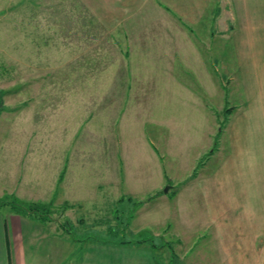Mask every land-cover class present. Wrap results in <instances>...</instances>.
Masks as SVG:
<instances>
[{"label": "rangeland", "instance_id": "rangeland-1", "mask_svg": "<svg viewBox=\"0 0 264 264\" xmlns=\"http://www.w3.org/2000/svg\"><path fill=\"white\" fill-rule=\"evenodd\" d=\"M126 4L0 0V202L47 205L90 264H222L216 230L202 242L186 225L209 201L198 183L248 164L247 136L231 137L248 79L212 23L200 55L156 60L162 17Z\"/></svg>", "mask_w": 264, "mask_h": 264}, {"label": "crops", "instance_id": "crops-1", "mask_svg": "<svg viewBox=\"0 0 264 264\" xmlns=\"http://www.w3.org/2000/svg\"><path fill=\"white\" fill-rule=\"evenodd\" d=\"M125 2L133 7L127 12L135 17L145 18L154 13L162 17L157 29L165 30L166 38L157 46L162 56L156 54V60L174 62L170 57L172 49L189 53L194 47L196 56L200 55L193 34L200 30L205 35L208 23L217 26L220 36L226 35L224 37L234 42L231 54L236 55L239 69L248 79V106L241 115L243 118L231 124V137L235 143L241 134L247 136L248 164L230 172L222 169V178L214 177V182L209 184L198 183L206 197L209 195V201L206 206L192 208L193 222L186 226L196 238L200 235L202 242L216 230L221 244L219 253L226 255L222 264H264V165L256 164L257 158L264 159V151L256 150V144L264 142V0ZM136 51L143 56L148 48L145 45L137 47ZM166 71L171 72L172 67H167ZM250 109L256 116L247 117ZM230 179L235 187L227 191L223 181ZM8 207H0V211H6L0 212V264H90L85 257L90 248L84 247L80 252L77 239L70 238L73 231L59 230L51 225L52 220H43L35 214H19L10 207L3 210ZM186 207L189 209L192 205L186 202ZM195 209L198 213H194ZM98 247L113 249L117 246Z\"/></svg>", "mask_w": 264, "mask_h": 264}, {"label": "trees", "instance_id": "trees-1", "mask_svg": "<svg viewBox=\"0 0 264 264\" xmlns=\"http://www.w3.org/2000/svg\"><path fill=\"white\" fill-rule=\"evenodd\" d=\"M15 206L14 208V211H16L17 213L19 214H35L39 217H41L37 212H40V210H44V211H47V205L45 206H42V205H35L34 204H31V205H25V204H21V203H14L12 204ZM3 206H8V203L7 202H0V207H3ZM28 207H32V209H28ZM38 208H41V209H38ZM43 220L46 218L45 215H43ZM130 244V243H128ZM156 246V245H155Z\"/></svg>", "mask_w": 264, "mask_h": 264}]
</instances>
